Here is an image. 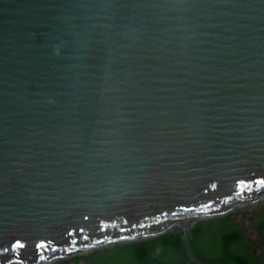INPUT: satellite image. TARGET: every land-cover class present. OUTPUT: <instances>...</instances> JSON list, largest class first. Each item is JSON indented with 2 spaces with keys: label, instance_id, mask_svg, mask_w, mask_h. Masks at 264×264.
Listing matches in <instances>:
<instances>
[{
  "label": "water",
  "instance_id": "1",
  "mask_svg": "<svg viewBox=\"0 0 264 264\" xmlns=\"http://www.w3.org/2000/svg\"><path fill=\"white\" fill-rule=\"evenodd\" d=\"M262 200L264 0H0V264Z\"/></svg>",
  "mask_w": 264,
  "mask_h": 264
},
{
  "label": "trees",
  "instance_id": "2",
  "mask_svg": "<svg viewBox=\"0 0 264 264\" xmlns=\"http://www.w3.org/2000/svg\"><path fill=\"white\" fill-rule=\"evenodd\" d=\"M252 209L249 228L231 213L196 220L188 237L195 258L203 264H264V202H257ZM182 235L181 229L173 228L93 252L86 260L90 264H197L189 261Z\"/></svg>",
  "mask_w": 264,
  "mask_h": 264
},
{
  "label": "rangeland",
  "instance_id": "3",
  "mask_svg": "<svg viewBox=\"0 0 264 264\" xmlns=\"http://www.w3.org/2000/svg\"><path fill=\"white\" fill-rule=\"evenodd\" d=\"M258 202H260V201H258ZM261 202H264V200H262ZM255 204L256 203L248 204L246 207L238 206V207L233 208L232 211L225 212V213L233 214L235 219L238 220V221H241V222H252V218L254 216V211H253L252 208H253V206ZM225 213L219 214L217 216L224 215ZM150 237H152V235L151 236L139 237V238H136L135 240L140 241V240H143V239L144 240L148 239ZM123 243H126V242H124V241H115V242H107V243L98 244L96 246H93V247H90V248H87V249L71 252V253L66 254L64 256H58L55 259L47 261V262H45L43 264H72L73 259L75 258L76 255H80V256H82V258H84V259H82V261L79 262V264H90L88 262V260H86V259L91 253L96 252V251H101V250H103L105 248H111V247H113V246H115L117 244H123Z\"/></svg>",
  "mask_w": 264,
  "mask_h": 264
},
{
  "label": "flooded vegetation",
  "instance_id": "4",
  "mask_svg": "<svg viewBox=\"0 0 264 264\" xmlns=\"http://www.w3.org/2000/svg\"><path fill=\"white\" fill-rule=\"evenodd\" d=\"M250 224H251V222H245V226H246L247 228H249V225H250ZM256 235H257V236H260L261 234H257V233H256ZM76 256H80V255H76ZM76 256H75V257H76ZM80 257H82V256H80ZM76 260H77V263H78V264H79L80 261H82L81 258H74L72 264H75V261H76Z\"/></svg>",
  "mask_w": 264,
  "mask_h": 264
}]
</instances>
